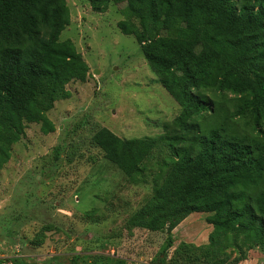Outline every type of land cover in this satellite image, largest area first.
I'll use <instances>...</instances> for the list:
<instances>
[{
	"label": "trees",
	"instance_id": "trees-1",
	"mask_svg": "<svg viewBox=\"0 0 264 264\" xmlns=\"http://www.w3.org/2000/svg\"><path fill=\"white\" fill-rule=\"evenodd\" d=\"M87 1L95 12L126 2L117 28L134 37L180 108L158 138L125 139L103 126L91 134L90 143L133 183L146 182L158 142L166 148L169 166L127 227L166 232L157 264H237L254 248L264 254V0ZM69 23L66 0H0V168L26 124L54 130L46 112L69 97L70 81L88 75L74 43L59 39ZM214 93L230 96L229 120H243L247 131L202 126L219 109ZM194 212L209 214L207 242L174 246L172 230ZM91 264L125 262L97 256Z\"/></svg>",
	"mask_w": 264,
	"mask_h": 264
},
{
	"label": "rangeland",
	"instance_id": "rangeland-1",
	"mask_svg": "<svg viewBox=\"0 0 264 264\" xmlns=\"http://www.w3.org/2000/svg\"><path fill=\"white\" fill-rule=\"evenodd\" d=\"M66 3L70 23L59 39L74 43L89 72L84 81H70L65 86L69 97L46 112L54 130L45 134L39 123L26 124L0 168V264H91L97 256L157 264L166 232L129 228L126 221L168 168L165 146L159 141L148 156L146 182L133 183L90 138L100 126L125 139L158 138L163 123L180 108L134 37L117 28L126 2L110 3L105 12L93 11L87 0ZM212 98L219 109L208 111L202 126L225 123L248 130L243 120H229V95L214 93ZM208 215L194 212L182 220L171 232L174 246L205 244L212 230ZM172 251L166 252L165 263ZM237 264H264V254L254 248Z\"/></svg>",
	"mask_w": 264,
	"mask_h": 264
}]
</instances>
